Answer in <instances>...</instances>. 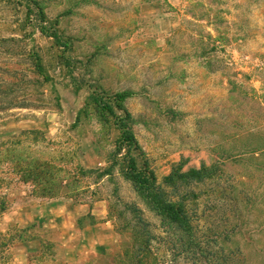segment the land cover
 <instances>
[{"label": "rangeland", "instance_id": "374dc122", "mask_svg": "<svg viewBox=\"0 0 264 264\" xmlns=\"http://www.w3.org/2000/svg\"><path fill=\"white\" fill-rule=\"evenodd\" d=\"M1 90L0 264H56L71 245L57 239L70 234L63 202L106 210L116 239L90 263L114 264L151 236L162 264H211L185 251L210 230L230 264H264V150H251L264 146V0H0ZM120 94L140 164L158 182L172 175V198L192 194L189 231L155 214L120 165L100 174L119 132L95 98ZM12 97L21 107L6 109ZM28 146L43 159L65 153L73 175L55 197L12 169L9 150ZM202 166L211 179L182 176Z\"/></svg>", "mask_w": 264, "mask_h": 264}, {"label": "trees", "instance_id": "16d2710c", "mask_svg": "<svg viewBox=\"0 0 264 264\" xmlns=\"http://www.w3.org/2000/svg\"><path fill=\"white\" fill-rule=\"evenodd\" d=\"M41 21H44V17L41 18ZM7 83L10 85L14 84L10 81ZM1 91L2 92H0V96L7 97L4 95L8 94H4V90ZM124 96V94L115 95L113 104L107 100L108 98H95V101L102 105V108L106 109L107 113H110L114 117V125L119 132V138L114 150L111 152L109 157V164L102 171H100V174L102 173V175H110L113 173V169L116 167V165H120V173L126 179L131 181L135 190H137L139 194L142 195L155 214L160 216L163 221L175 224L176 227L189 231L192 216L188 211L186 203L192 199V194L180 193L177 194L178 198H172L174 197L172 192L169 193V191L166 190L167 188L164 186V184H167L173 187L174 191H179V184L176 186L174 181H170L173 180L172 175L165 176L163 181L158 182L156 176L151 171H149L147 163L144 162L140 164L139 160L133 153L138 149V142L132 130L131 114L122 108V112L120 114L116 112V108L120 109L118 100H123ZM5 99L7 100L3 104L7 105L6 109L10 106L21 107L18 106V102L14 101L13 97ZM30 132L35 133L36 130H27V133L30 134ZM16 144L18 145L19 141H15L14 146H16ZM27 148L28 150H24L23 154H21L16 149L9 150V155L7 158L12 166V169L17 171L19 176L23 178L24 182L31 181L32 184L35 186L37 185L40 190L37 189L35 191L37 193L39 191V196L45 198L55 197L58 195L57 192H59L57 190L58 186H56V184L59 182L61 184L64 179L69 177V174L73 175V173H70L69 171L62 168L65 153L59 155L58 157L55 155L51 158L43 159L40 156L34 155L33 152L30 151L29 146ZM251 150H264V146H253ZM206 170L207 168L202 166L201 169H191L189 172L182 174V176L189 179H199V181L211 179L212 176H209ZM80 171L85 172V170H83L81 167ZM87 172L95 173L96 170H88ZM207 209L213 210L214 208L208 207ZM233 214H235L233 215L234 217H237V212ZM201 215L209 219L207 212L204 214L201 213ZM207 219L205 221L207 227L209 226L210 229H213L214 224L210 220L207 222ZM216 227L217 226H215V228ZM205 233H207V231L204 232V236L202 237L200 235L191 237L188 241L189 245L192 246V249L186 248L188 247L187 241V246H183L186 248L185 251L187 253L192 252L193 255H197V258H193L194 261L197 259V262L200 261L202 252H205V254H208L210 259L213 261L211 264H230V254L224 252L222 249L220 252H217V249L219 250L220 247V238L218 236L216 238L212 237V235L208 236V234H210V230L206 236ZM216 233L219 234L220 232L216 231ZM203 237H205L206 243L208 244V247H210L207 248L210 253L202 248L205 243L202 242L204 240ZM226 237H228V234L224 235L223 238ZM217 245H219V247ZM124 249L125 250L122 252L123 254H121L122 259H120V257H116L114 264H162L161 261H158L157 255L154 254L155 251H153L154 248L151 243V236L148 237V239L142 240L140 244L137 243V246L133 248L131 246L124 245ZM196 250L198 252L197 254L195 252ZM229 253H232V251L229 250Z\"/></svg>", "mask_w": 264, "mask_h": 264}, {"label": "crops", "instance_id": "0c3cea01", "mask_svg": "<svg viewBox=\"0 0 264 264\" xmlns=\"http://www.w3.org/2000/svg\"><path fill=\"white\" fill-rule=\"evenodd\" d=\"M64 197V195H61ZM59 199V198H58ZM66 200L65 198H62ZM68 201V200H67ZM61 207L56 210V215L60 217H67L71 222L70 234H61L57 232V239L63 238V240L68 237L71 241V245L63 252H59L56 256V264H95L90 263L94 257H98L103 254L107 247L112 244L116 239V234L107 219L106 210L99 206L98 203L89 206L86 204H74V202H63ZM55 212V210H54ZM58 212V214H57ZM66 213L68 215H66ZM87 215V216H86ZM91 217L94 223L79 226L78 219H83L84 217ZM64 224L56 225V227L62 229L64 232ZM51 226H53L51 224ZM50 226V227H51ZM49 228L46 229L48 231ZM62 242V241H61ZM65 251V253H64ZM71 251V252H69ZM71 254L69 257L66 255Z\"/></svg>", "mask_w": 264, "mask_h": 264}]
</instances>
